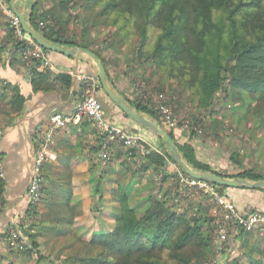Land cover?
Returning <instances> with one entry per match:
<instances>
[{
    "label": "trees",
    "instance_id": "16d2710c",
    "mask_svg": "<svg viewBox=\"0 0 264 264\" xmlns=\"http://www.w3.org/2000/svg\"><path fill=\"white\" fill-rule=\"evenodd\" d=\"M60 2L63 10L66 9V2ZM92 5L98 6L100 14L107 21L110 19L111 23L124 20L119 26L120 30L127 28L123 33L131 34L129 30L132 29L138 36L137 56L151 60L158 70L166 72L183 89L196 95V106L199 108L209 110L218 92L243 90L256 95L260 107H255L264 110V0H92ZM50 16L48 11L41 9V0H34L28 15V21L33 27L53 41L89 48L88 44L75 40H62L61 26L66 20L58 17L60 20L56 21ZM39 20L44 25L40 26ZM152 30L156 32L152 48L146 49ZM86 33L87 28L80 30V35ZM21 45V40H17L16 46ZM91 51L104 63L98 51ZM23 100V96L15 94L11 99L12 110L17 108L14 107L16 104L20 107ZM133 105L137 111L145 113L159 125L164 123L170 129L173 126L160 119L158 109L153 106L150 97L144 100L143 97H135ZM199 121L194 117L190 120L191 125L200 124ZM170 129L166 130L184 160L193 169L212 171L227 177L209 163L198 159L193 145L178 143ZM194 131L191 129L192 133ZM157 138L162 152L147 148L142 156L153 165L155 171L161 172L166 158L174 161L162 138ZM114 145L117 146V156L130 155V148L122 142L114 143L112 147ZM166 174L163 177L174 178L170 185L173 187V197L176 198L179 195L176 190L179 186L177 173ZM235 177L258 180L264 178V175L253 168H246ZM3 179L0 178L1 204ZM217 188L224 192L229 187L217 185ZM114 192L119 205L115 210L113 227L94 233L89 240L91 247L98 246L100 250L94 256L74 261L71 259V264H205L208 261L213 253L216 223L207 209L210 203L198 190L185 188V197H192L189 203L192 206L186 210H178L171 202L173 197L149 195L148 205L138 211L130 203L125 186L118 183ZM224 193L235 203L232 195ZM70 221L66 220L67 223ZM23 231L26 240H32L36 247L34 235H30L26 229ZM256 264H264V261Z\"/></svg>",
    "mask_w": 264,
    "mask_h": 264
},
{
    "label": "crops",
    "instance_id": "0c3cea01",
    "mask_svg": "<svg viewBox=\"0 0 264 264\" xmlns=\"http://www.w3.org/2000/svg\"><path fill=\"white\" fill-rule=\"evenodd\" d=\"M33 3L34 0L15 1L16 7L27 19ZM61 33L62 40H75L87 44V40L83 41L81 38L84 35ZM17 40L10 30L8 12L0 6V163L4 174L0 208V262L12 259L10 256L12 250L7 248L9 244L13 245L8 243L12 230L18 231L20 240H26L23 229L29 224L27 222L29 210H47L50 204L57 205L59 210H79L80 200L83 202L85 197L80 198L77 194L80 191L84 192L87 183L92 180L103 184L101 188L106 192L116 188L120 182L129 190L135 189L137 185L147 187L151 183L155 188L150 194L149 191H145L144 194L155 195L158 198L174 196L173 187L170 185L174 178L159 177L160 172L155 171L153 165L142 156V152L147 151V148L161 153L163 149L160 140L150 130L142 128L128 118L120 106L100 89L97 97L102 103L103 119L126 132L144 138L146 141L144 149L136 152L134 156L124 154L117 156V146L114 145L110 149L109 158L106 159L100 155L102 139L100 129L92 120L85 117L78 122H68L55 131L45 148L46 159L42 164V172L46 189L42 200L33 205L27 195L28 188L36 166V154L40 149V136L49 125V116L54 112L64 115L72 113L82 99L81 75L98 77V71L93 58L80 50L74 55L50 51L47 52L50 61L48 66L39 61H33L28 65L21 59L20 46H16ZM57 43L83 47L68 42ZM88 47L90 50L98 51L103 57L92 45L89 44ZM103 65L114 88L134 108L135 91L132 85L122 75L114 74L105 60ZM15 94L23 96L24 100L20 107L16 104L14 107L17 108L13 111L11 99ZM171 129L174 130L175 137L180 138L178 142H189L193 145L187 132L183 133L173 126ZM197 158L202 160L198 155ZM204 162L209 163L205 160ZM176 167L171 159L166 158L165 166L161 170L168 175L175 173ZM122 176V181L115 182ZM227 177L235 175L230 173ZM224 192L232 195L240 211L246 212L250 209L264 211V190L229 187ZM190 199L192 200V197ZM212 246L213 253L210 258L215 259V264H228L232 259L240 263L243 255L254 264L263 262L264 230H237L227 237L226 249L219 251L214 241Z\"/></svg>",
    "mask_w": 264,
    "mask_h": 264
},
{
    "label": "rangeland",
    "instance_id": "374dc122",
    "mask_svg": "<svg viewBox=\"0 0 264 264\" xmlns=\"http://www.w3.org/2000/svg\"><path fill=\"white\" fill-rule=\"evenodd\" d=\"M64 1L66 2L64 10L60 0H41V9L48 11L50 17L56 21L66 20L61 26L66 34L80 35V30L87 28V33L81 34L84 35L81 38L100 51L114 74L122 75L131 85L138 82L154 90L161 89L159 91L161 93L156 91L161 97L168 95L173 97L168 108L177 119V125L174 127L191 136L189 140L193 141L196 157L198 155L203 161H208L214 169L225 175L230 173L236 175L246 168H253L264 174V110L255 107H260L257 105L260 101L256 95L243 90L221 91L213 98L209 110L199 108L196 106V95L183 89L166 72L158 70L151 60H143V57L137 56L138 36L132 29L129 30L131 34L123 33L127 28L124 31L120 30L119 26L124 20L119 19L115 23H111L110 19L107 21L100 14V8L92 5V0ZM155 34L156 32L152 30L146 49L152 48ZM192 117L199 119L200 124L192 125L195 129L184 127V120H191ZM161 125L165 129H170L164 123ZM198 126L201 132H197ZM191 129L195 131L192 133ZM170 130L174 134V130ZM175 139L180 141V138ZM179 170L178 167L176 172ZM42 176L43 186L38 198L33 199V205L42 200L46 189L43 172ZM122 179L123 176L115 182L118 183ZM102 185L93 180L87 183L86 190L77 194L80 198L85 197L83 202L80 200L79 210H59L57 205L51 204L47 210H29L27 221L29 224L25 229L30 235H34L36 247L30 239L20 240L18 231L16 230V233L12 230L8 243L13 245L7 246L12 250L10 254L12 259L0 264H71L77 258L94 256L100 249L98 246L91 247L89 240L94 233L107 231L113 227L115 210L119 205L114 192L115 187L106 192L101 188ZM154 188L151 183L147 187L137 185L133 190L127 188L132 206L142 211L149 203V195L144 192L149 191L150 194ZM188 198L185 199V195L177 196V199L171 202L178 210H186L192 206L188 203L192 201L191 197ZM207 209L212 214L210 204L207 205ZM67 219L71 221L67 223ZM242 259L241 264H254L244 258V255Z\"/></svg>",
    "mask_w": 264,
    "mask_h": 264
},
{
    "label": "built area",
    "instance_id": "2783aa9c",
    "mask_svg": "<svg viewBox=\"0 0 264 264\" xmlns=\"http://www.w3.org/2000/svg\"><path fill=\"white\" fill-rule=\"evenodd\" d=\"M8 0H0V6L7 10L9 15V26L12 28L13 34L18 40H21L22 45L19 48L21 59L26 64L33 61H39L43 65L48 66L50 61L47 57V51L37 43L28 33H26L21 25L19 17L7 5ZM39 25H44L42 20H39ZM82 99L76 105L74 111L68 115L60 112H54L49 116V125L41 133L40 149L36 154V166L33 172L32 179L28 188V195L33 202L37 199L40 190L43 186L42 164L46 159L45 148L53 137L55 131L65 126L68 122H78L82 118L92 120L100 129L99 134L102 136L100 143V155L106 159L110 156V149L114 143L122 142L126 147L130 148L129 154L133 152L142 151L145 147L146 141L141 136L135 133H129L122 128L106 122L103 119L102 103L98 99V92L100 90V83L97 76L83 74ZM132 89L135 91V97H143V100L150 97L153 106L158 109L160 119L173 126L177 125V119L172 112H170V100L173 97L170 95L161 97L158 90H154L145 84L134 83ZM157 91V92H156ZM155 94V95H154ZM184 127H194L191 125L189 119L184 120ZM195 129V127H194ZM197 132H201V128H196ZM133 156V155H132ZM178 168V167H177ZM164 172L161 171L159 177H163ZM179 179V186L176 189L179 191L178 196L186 195L185 188L195 189L205 196L212 206L211 213L215 218L216 231L213 241L216 242L217 249H226V240L230 234L237 230L244 231H263L264 230V211L249 210L246 212L240 211L235 205L234 201L226 193L218 190L217 186L205 180L193 178L183 171L177 172ZM0 178H4L2 165L0 163ZM1 207V199H0ZM13 244V243H12ZM205 264H215V259L209 258ZM228 264H238L235 260L229 261Z\"/></svg>",
    "mask_w": 264,
    "mask_h": 264
},
{
    "label": "water",
    "instance_id": "95a60500",
    "mask_svg": "<svg viewBox=\"0 0 264 264\" xmlns=\"http://www.w3.org/2000/svg\"><path fill=\"white\" fill-rule=\"evenodd\" d=\"M16 0H8L10 9L19 17L23 30L28 33L37 43H39L47 52L57 51L67 55H74L78 50L89 54L97 65L98 79L100 83V89L115 103H117L124 114L138 123L140 126L147 128L157 136L161 137L164 141L174 164L177 165L187 175L205 180L214 185L226 186V187H242L248 189L264 188V178L258 180H249L240 177H225L216 174L212 171H198L193 169L183 158L180 149L173 140L172 136L164 127L157 124L148 115L137 111L129 101L121 96L114 88L107 71L100 58L93 53L89 48L80 46H64L59 44L41 33L40 30L33 27L25 15L19 11L15 5Z\"/></svg>",
    "mask_w": 264,
    "mask_h": 264
}]
</instances>
